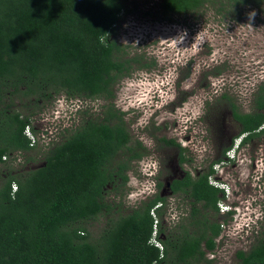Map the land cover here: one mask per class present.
<instances>
[{
  "label": "trees",
  "instance_id": "obj_1",
  "mask_svg": "<svg viewBox=\"0 0 264 264\" xmlns=\"http://www.w3.org/2000/svg\"><path fill=\"white\" fill-rule=\"evenodd\" d=\"M263 1L161 0L160 9L171 20L217 2L218 12L235 16L243 5ZM128 5V0H0V264L213 262L207 254L222 232L216 219L224 198L210 183L214 170L188 179L190 196L204 203L183 220L174 240L158 237L162 249L150 241L163 231L156 218L159 199L108 218L100 237L91 240L85 224L114 215L107 187L127 185L130 161L143 156L141 143L129 145V133L113 121L112 107L104 117L83 119L40 160L34 155L38 145L26 134L29 127L36 133L34 116L62 92L111 100L114 81L131 67L119 54L126 47L110 40ZM235 116L251 135L264 129V81L253 111ZM236 255L235 264H264V236Z\"/></svg>",
  "mask_w": 264,
  "mask_h": 264
},
{
  "label": "rangeland",
  "instance_id": "obj_2",
  "mask_svg": "<svg viewBox=\"0 0 264 264\" xmlns=\"http://www.w3.org/2000/svg\"><path fill=\"white\" fill-rule=\"evenodd\" d=\"M160 2L161 0H128V9L123 12L114 37L117 40V37H120L122 43L127 39L132 40L131 35L139 36L142 40H154L149 46L132 42L129 47L131 52L139 49L163 51L176 59L181 57L184 62L186 57L193 53L194 57L197 55L199 59L201 71L204 70L202 68H207L203 66L204 62L215 67L225 64L228 67L226 69L231 72L234 69L242 71L237 73L238 77L242 76L237 86L228 85L229 82H234V77L228 78L229 71L222 76L216 75L215 84L210 88L202 86L198 88L196 94L198 93L199 101L197 105L193 104L194 118L197 119L198 114L201 115L205 106V96L214 97L224 91L237 96L242 110L251 111L254 108L253 99L258 86L264 81V1L259 5L252 2L244 5L235 16L218 12V7L221 5L216 2V5H208L198 14H175L171 20L163 18ZM252 13L255 15L250 19ZM137 32H142L144 36L138 35ZM211 77L206 74L207 80ZM207 92L212 96L207 95ZM176 93L173 91L166 94L167 100H160L152 109L148 107L144 116L149 118V111L153 112L158 107V113H165L170 117L171 111L165 105ZM101 105L100 100L97 99L72 98L64 92L56 95L53 101L47 103L33 119L38 145L34 155H38L37 159L40 160L42 154L55 142L63 139L65 134L76 129L84 117L95 116L101 110ZM185 107L191 108L188 104ZM86 111H89L87 115H85ZM156 115L149 120L152 122ZM167 128L173 135L179 131L178 126H172L170 122L167 123ZM162 131V126L154 129V136L160 137ZM259 148L264 158V133L254 145V149ZM145 166L142 164L129 171L127 185L121 187L112 183L107 187L106 199L114 208L116 207L115 213L113 211V216H102L85 224L91 240L100 237L108 218L117 219L127 215L133 208L140 206V201L148 197L149 192L144 189L149 187L152 179L146 174ZM241 167L245 168L246 173L251 170L247 162ZM259 168L256 174L249 176V179L244 180L243 183L225 185L228 195L226 201L232 205L234 212L231 215L226 213L217 215L216 220L221 223L222 232L216 239V249L207 254L208 259L213 261L212 264H235L236 253L239 250H250L257 240L264 236V160L259 164ZM220 171L221 168L218 172ZM227 172L230 175L228 181L236 178L235 172L234 174L233 171ZM133 178L137 181L135 185H131ZM132 193L136 195L130 199ZM116 209L119 216L116 214ZM156 218L161 221L159 216Z\"/></svg>",
  "mask_w": 264,
  "mask_h": 264
},
{
  "label": "flooded vegetation",
  "instance_id": "obj_3",
  "mask_svg": "<svg viewBox=\"0 0 264 264\" xmlns=\"http://www.w3.org/2000/svg\"><path fill=\"white\" fill-rule=\"evenodd\" d=\"M228 14L231 15L226 13ZM121 19L122 17L115 24V33ZM115 33L110 35V40L126 47V54L125 52L119 54L131 60V67L130 71H124L114 81L111 100L105 97L95 98L102 104L101 110L95 114V117L100 115L104 117L109 107H112L115 113L113 121L115 124L123 125L129 133V145L141 143L143 156L130 161L127 174L129 175L130 170L142 164L146 165L147 172L155 173L149 175L152 180L148 187L149 189L154 187V190L149 192L144 201L160 200V222L163 231L158 237L164 242L172 241L179 233L183 220L191 216L194 208H199L204 203L190 196L189 191H192V187L186 184L188 179L197 180L214 170L210 174V183L212 177L215 180H223L225 185L248 180L249 176L258 172L259 164L264 160L261 148L254 149L256 140L263 136L264 129L261 127L254 135L244 131V125L236 118L235 112L247 114L253 109L242 110L237 96L226 91L214 97L205 96V106L201 115L198 114L197 119L193 117L195 106L193 104L197 105L199 101L198 93L196 94L198 88L201 86L210 88L215 84L216 75L222 76L228 73L230 70L226 69L228 67L225 64L215 67L204 62L203 66L207 68H202L204 70L201 71L199 59L197 55L194 57L193 53L191 56L188 55L184 62L181 57L176 59L163 51L139 49L131 52L129 47L132 42L149 46L154 40H142L139 36L131 35L132 40L127 39L122 43L120 37H117L118 40L114 37ZM239 72L242 71L234 69L228 73L229 79L234 77V82H229V86H237L241 82L242 76H237ZM207 73L212 76L209 80L206 79ZM173 91L177 92L176 95L165 105L171 111L170 117L165 113H158V107L153 112L149 111V118L144 116L148 107L152 109L160 100L166 101V94ZM207 95L210 96L211 93L207 92ZM254 100L255 96L253 104ZM186 104L191 108L185 107ZM88 112L86 111L85 115ZM155 115L151 122L149 119ZM168 122L172 126H178L179 131L174 135L167 128ZM160 126L163 127L162 134L160 137H155L153 130L159 129ZM243 162L249 163L251 167L249 173H246L245 168H240L244 165ZM218 167L221 168L220 173ZM227 171H233V174L235 172L236 178L228 181L230 175ZM224 193L226 194L225 190ZM140 202L142 206L143 201ZM133 210L134 208L128 214L133 213ZM225 213V210L219 209V214ZM193 229L197 230V228Z\"/></svg>",
  "mask_w": 264,
  "mask_h": 264
},
{
  "label": "clouds",
  "instance_id": "obj_4",
  "mask_svg": "<svg viewBox=\"0 0 264 264\" xmlns=\"http://www.w3.org/2000/svg\"><path fill=\"white\" fill-rule=\"evenodd\" d=\"M254 15H255L254 13L250 14V19H252L254 17ZM137 34L138 35H140V34L142 35V32H140V33L137 32ZM236 149H238V147H236ZM236 149H234V151ZM153 167H155V166H153ZM146 174L147 175H154L155 173L154 172H146ZM136 183H137V181L133 178L132 181H131V185H135ZM211 184L216 186V187H218V188H220V189H222L223 191L225 190V182L223 180H215L214 177H212L211 178ZM144 190L150 192V191L154 190V187H153V189L146 188ZM135 195H136V193H132L129 198L132 199V198L135 197ZM227 198H228V195L224 193V198H222V200L219 201L218 206H219V208L221 210L224 209L226 211V213L232 212V214H233V212H234L233 211V207H232V205L228 204V202L226 201ZM150 241H151V243H154L157 246L160 245L159 247L162 249V245H161V243L159 241L158 232L157 231L154 232V234L151 237Z\"/></svg>",
  "mask_w": 264,
  "mask_h": 264
},
{
  "label": "built area",
  "instance_id": "obj_5",
  "mask_svg": "<svg viewBox=\"0 0 264 264\" xmlns=\"http://www.w3.org/2000/svg\"><path fill=\"white\" fill-rule=\"evenodd\" d=\"M26 134L29 136V138L31 139V145H37L36 143H37V140H36V133H34L31 129H30V127L29 128H27L26 129ZM38 139V138H37ZM18 156V161H22V157L18 154L17 155ZM7 157L5 156L4 157V159H6ZM16 189H17V186L16 185H14L13 186V190L14 191H16ZM222 210H224V209H222ZM160 246V245H159Z\"/></svg>",
  "mask_w": 264,
  "mask_h": 264
}]
</instances>
